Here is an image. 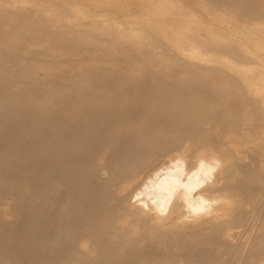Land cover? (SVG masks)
I'll use <instances>...</instances> for the list:
<instances>
[{
	"label": "rangeland",
	"instance_id": "374dc122",
	"mask_svg": "<svg viewBox=\"0 0 264 264\" xmlns=\"http://www.w3.org/2000/svg\"><path fill=\"white\" fill-rule=\"evenodd\" d=\"M95 1L0 0V264L69 263L62 259L63 253L75 245L53 243L55 226L52 230L35 226L29 232L37 236L43 231L49 244L23 237L22 225L14 223L23 218V208L37 212L49 197L50 213L65 205L80 221L96 226L109 216L111 186L121 183L117 175L126 170L128 161L152 152L167 162L207 142L222 143L223 149L245 157L255 190H228L230 204L201 214L206 224L181 233L185 243L181 250L165 248L152 254L144 244L141 257L132 251L134 257L126 255L129 264L140 259L153 264H202L194 253L203 250L214 253V260L203 264H264V241L259 242L264 239V171L259 165L264 162V144L257 137L264 125L256 121V108L248 105L253 95L248 92L249 80L261 79L256 73L264 55V0H177L183 7L158 0L171 5L166 15L174 16L156 14L160 5L156 0ZM78 5L86 14H76L72 6ZM187 8L202 26L187 16ZM151 20L166 26L189 25L201 34L208 28L227 35L236 46L243 45L246 54L251 51L252 58L229 55L236 72L224 70V59L214 46L199 54L198 45L205 37L171 30L159 34L160 30L149 29ZM150 30L153 34L147 36ZM222 68L226 80L218 83L217 70ZM248 68L256 72H246ZM222 119L225 125L220 124ZM163 146L165 158L160 152ZM109 163L114 167L103 180L98 167ZM123 186L121 195L132 189ZM218 189L226 194L224 188ZM89 240H80L79 246ZM49 246L53 253L46 255L42 247Z\"/></svg>",
	"mask_w": 264,
	"mask_h": 264
},
{
	"label": "bare ground",
	"instance_id": "6f19581e",
	"mask_svg": "<svg viewBox=\"0 0 264 264\" xmlns=\"http://www.w3.org/2000/svg\"><path fill=\"white\" fill-rule=\"evenodd\" d=\"M39 1H41V0H39ZM156 1H158V0H156ZM164 1L167 2V0H164ZM168 1H172V2L174 1L177 6L183 7L181 5V2H179L177 0H168ZM108 2H111V1H108ZM158 2L160 3V1H158ZM168 3H166V4H168ZM100 5H101V2H100ZM62 6L64 7V5H62ZM170 6L160 3V5H158V8H156L157 9L156 14L163 15V16H174V15H166L167 13L169 14V12H171V10H172V9H170L171 8ZM72 7H73L72 9L75 12H77L76 13L77 15H78V13L86 14L85 8L84 7L82 8L81 5H78L77 7H74V6H72ZM187 9H188L187 10L188 12L185 10V12L188 14L187 16H190L194 13V11L192 9H190V8H187ZM192 20H194L195 25H199V26L203 25L202 22L200 21V23H201L200 24L197 21V18H195L193 15H192ZM140 23L143 24L142 22H138V21L136 22V24H138V25H140ZM163 23H164L163 21L156 23L155 21L151 20L148 22L149 27L152 26L149 29L154 28V29L160 30L159 34H161V33L166 34L167 31L169 32V30H171L170 32H172V33L173 32L174 33L183 32L184 34H186L188 36L191 35V36H195L197 38L205 37L204 40H202V39L200 40L201 45H198L200 47L199 54L201 53V51H203L202 49L210 48V46H214V51L215 52L217 51L216 53L222 56L221 59H224L223 65H222L224 70H230L232 72H236V68H237L236 65L233 62H230V60H228V58L231 57L232 54H234V57H242V58H248V59L252 58L251 57V54H252L251 51L249 53L250 55L246 54L244 52L246 49L242 50L243 45L239 44L241 47H239V45L236 46L235 45L236 42L233 39L226 37L227 35L224 36V35L218 34L217 32L212 31L208 28H205L204 34H201L197 31V29L192 28L189 25L185 28H182V27H175L173 25H167L166 26ZM141 28H142V26H141ZM143 31L144 30H142V32ZM151 34H153V33L150 30V33H148L147 36H149V35L151 36ZM159 34L157 36H159ZM141 37H143V36H141ZM256 40L257 39L255 38V41ZM252 41H253V39H252ZM189 42H191V41H189ZM197 42H195V44ZM243 43H244V41L242 42V44ZM255 43H257V42H255ZM145 44H146V41H145ZM227 44H230V45L227 46ZM163 46H165V45H163ZM148 47H150V45H148ZM155 47H152V48H155ZM211 52H212V50H211ZM208 53H210V52H208ZM203 54L201 53V55H203ZM229 55H231V56H229ZM261 57H262V55H261ZM176 58H177V56H176ZM209 59H211V58H209ZM262 59H263V62L261 63V66L258 65L259 67H261V69L259 71L257 70L258 72L256 73V75L260 76L261 79H258L256 81H250L248 79L250 82V84H249L250 87H248V92L253 94L249 99L248 105L254 106L256 108L254 111V115L256 116V119H257L256 121H258V122H260V124L262 123V125H264V55H263ZM209 62H207V63H209ZM255 63L256 62H254V64ZM223 68L220 70H217V74L220 76L218 83H224V81L226 80V79L222 78V75L224 76V74H225L224 72H222ZM250 69L254 73L256 72V71H254V69L253 70H252V68H250ZM211 70H213V69H211ZM248 70H249V68L246 70V72ZM215 72H216V70H215ZM241 76L246 77V75H243V74ZM226 78H227V81L230 79L228 77H226ZM245 79H243V80H245ZM202 80H204V79H202ZM205 81H206V79H205ZM202 82H203V84L206 83V82L204 83V81H202ZM208 82H209V80H208ZM212 82H214L213 79H212ZM216 83H217V81L215 82V85H216ZM222 88H225V87H222ZM218 89H219V87H218ZM225 90H227V89H225ZM218 91H220V90H218ZM231 91H233V90H231ZM231 91L229 93H231ZM222 93L224 96L226 95V94H224V92H222ZM225 97H227V96H225ZM227 98H230V97H227ZM220 124L225 125V121L222 119V121H220ZM156 135H154V136L156 137ZM257 137L260 138V140H261L260 142H262L264 144V130H262V133H259V135L257 134ZM255 140H257V138ZM171 141H172V139H171ZM178 141H177V145H178ZM210 143H212V142L204 143V145L201 144L202 146L201 147L199 146V148H195V147L188 148L185 150V152H181L179 154H176L174 156V158H171L167 162L164 161L163 159L158 160V158H156L157 157L156 154H154L152 152L144 154L143 156L135 157L131 161H128L126 164V170L124 172H121L120 175H117V177L121 179V183L118 184L117 182L115 183V181H114L112 186H111L112 187L111 199L109 201V206L107 205L108 207L111 208V211H109V216L104 217L99 222V224L96 226H94V225L92 226L90 223H87L85 220L80 221L75 215V213H76L75 210L68 208V207H65V205H63L60 209H57L53 213H50L49 207L47 206V201L49 200V197H48V200L46 198H44V200L42 199L43 201L40 205V209L37 212L30 211L29 209L27 210V209L23 208L24 209L23 210V218L22 219L16 218L14 223H16L20 226L22 225L23 237L29 238L32 241L38 240L39 244L40 243L49 244L48 243L49 240L47 239V237H46L45 233H43V231H40V233L37 236L29 235V232H31L33 227H35V226H40L41 228L49 227V230H52V228H53L52 226H55V228H54L55 237L54 236L51 237L53 243L55 241L59 245H62L63 241H67V243L69 244V247H70V244L75 245V246H71V249L69 251H67V252L65 251V253L62 252L64 254V258H62V259L69 261L68 264H86V263L92 264L93 261L95 263H99V264H129V260L132 257H134V255L132 257L130 256L131 251L136 253L135 255L139 254V256H140L139 251H141L144 248L143 247L141 249V245H144V244H145L144 246H146L147 251H149L150 253H152L154 250H158V249H161L164 251L165 248H167L166 250H170L171 252L172 251L177 252V251L181 250L180 246L181 247L185 246L184 241H182L180 239L182 232L184 233L186 231V229L193 228V226H196V225L200 226L202 224H206L205 222H207V221L202 218V217H205V216H203L204 214L207 215L213 208H215V209H217L218 207L223 208L225 206V204H230L231 199L227 195V194H229L228 190H230L231 188H234L236 190L242 189L243 193H247L250 191H254L256 188V185H254L252 183L253 180L249 176L250 172L248 175V169H247V166L245 165V163L248 160L246 161L245 157H239V156H237L236 152H234V151L228 152L227 149H223L222 143H220L218 145L215 144L216 146H214ZM194 146H196V145H194ZM261 147H262V145H261ZM165 151H166V148L164 146L160 148V152L164 156V158H165V156H167L166 155L167 152L165 153ZM189 151L192 152V155L190 154L191 156H189ZM121 162H123V161H121ZM104 164H106V163H104ZM259 165L262 168V170L264 171V162L260 163ZM113 167H114L113 163H109L107 165H103V166L98 167L99 168L97 170L98 176L103 179L104 177H106V172L110 171ZM170 167H171V169L169 170L168 168H170ZM233 171H235L237 173L236 176L233 175V173H234ZM203 172H206V175L203 174ZM238 175H241L242 178L238 179L237 183L236 182L233 183V181H232L233 178L236 179L238 177ZM123 184L130 185L132 187V189L128 193H126L125 195H121L122 190H124ZM39 185L44 186L45 185L44 181H43V183H39ZM216 187L220 188V189L224 188L226 190V194L222 193V191L219 189L216 190ZM201 214H203V215H201ZM130 216H132L133 218L131 219ZM227 216L229 219H231L233 215L232 216L227 215ZM218 218H220V217H218ZM50 220H52V222ZM216 222H218V221H216ZM216 228H217V225H216ZM216 228L213 227L212 229L214 230ZM220 229H221V227H220ZM42 230H44V229H42ZM208 230H210V229H208ZM49 232H51V231H49ZM184 235H185V233H184ZM197 236H199V235H197ZM85 238H90L91 240H89V241H91V242L88 244H84L82 246H79L80 240H83V242H84ZM213 239L215 240V236ZM226 239H227V237H226ZM144 240H147V242ZM143 241H144V243H143ZM263 241H264L263 238L259 239V242H263ZM214 243L217 244V242H213V244ZM182 244L184 246H182ZM192 246H194V245H192ZM196 246H198V245H196ZM50 247L51 246H49L48 248L42 247V249L44 250L46 255L53 253V251L51 250L52 248H50ZM186 248H187V246H186ZM216 249H217V246H216ZM221 249H223L222 246H221ZM170 251L167 254L171 253ZM183 251L184 250H182V253H185V251L184 252ZM187 251H190V250H187ZM187 251H186V255H187ZM197 251H199V250H197ZM200 251H202V250H200ZM204 251H207V252H204ZM239 251H241V250H239ZM212 252H213V250H212ZM244 252H246V251H244ZM8 254H10V253H8ZM191 254H193V253H191ZM194 254L196 257L198 256L197 259L202 261V264L203 263H209L210 261L214 260V258H213L214 253H211L208 250H203V252H201V253L199 252V254H197V253H194ZM239 254H240V252H239ZM126 255L130 256L129 260L127 259ZM131 255H132V253H131ZM242 255H243V253H242ZM129 256H128V258H129ZM174 257H175V255H174ZM155 258H154V261L156 260ZM162 258H164L163 255H162ZM184 258L186 259V257H184ZM169 259L171 260L170 257H169ZM192 259H193V257H192ZM140 260L137 261V264H153L150 261V259H149V261H145V262H142ZM142 260L144 261V259H142ZM216 260H218V259H216ZM74 262H76V263H74ZM60 264H62V262ZM168 264H170V263H168ZM216 264H217V262H216Z\"/></svg>",
	"mask_w": 264,
	"mask_h": 264
}]
</instances>
